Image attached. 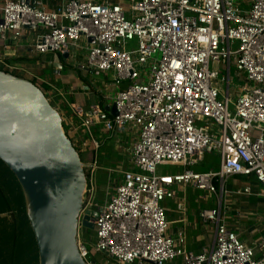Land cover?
Segmentation results:
<instances>
[{
    "label": "built area",
    "instance_id": "2783aa9c",
    "mask_svg": "<svg viewBox=\"0 0 264 264\" xmlns=\"http://www.w3.org/2000/svg\"><path fill=\"white\" fill-rule=\"evenodd\" d=\"M2 12V33L21 37L26 28L42 29L35 43L40 53H65L82 37L93 39L86 48L87 67L96 75H114L117 114L105 119L104 128H133L137 139L132 167L121 172L103 204L94 202L97 158L82 160L89 174L84 211L98 208L96 251L117 264H165L176 258L184 264H264V235L257 247L246 246L219 208L201 212L215 227L213 246L187 251L183 234L168 235L163 205L174 197L175 185L216 193L219 182L222 193L226 178L238 174L254 176L264 196V0H132L128 9L69 0L55 11L41 2L5 0ZM212 62L227 70L223 98ZM232 65L246 80L235 100L229 94ZM74 111L83 136L73 144L82 154L98 148L92 129L98 109ZM205 152L220 155L219 170L158 171L163 165H194ZM79 248L86 259L89 251L80 240Z\"/></svg>",
    "mask_w": 264,
    "mask_h": 264
},
{
    "label": "crops",
    "instance_id": "0c3cea01",
    "mask_svg": "<svg viewBox=\"0 0 264 264\" xmlns=\"http://www.w3.org/2000/svg\"><path fill=\"white\" fill-rule=\"evenodd\" d=\"M25 3L41 2L49 11L61 8L69 0H15ZM97 3L120 4L128 9L127 3L132 0H91ZM5 0H0V19H2ZM42 33L40 27L26 28L21 37L13 32H0V69L6 66L18 76L34 80L47 96L51 104L61 113L63 123L73 142L83 136L81 119L75 115V108L84 112L98 109V124L92 126L94 135L99 141L96 149H86L83 156L90 160L91 156L111 158L110 165H98L94 175V196L97 191L96 175L102 183H113V191L104 201L105 203L115 192L117 184L122 180V171L130 169L131 152L136 141L133 128L124 131L111 132L104 128L105 119L113 117L111 108L119 88L114 84L113 73L96 75L87 67V46L90 40L82 37L78 46H72L68 52L48 51L40 53L35 49L38 35ZM11 72V71H9ZM220 97L223 98L221 83ZM227 90V86H226ZM225 90V92H226ZM242 91L235 88L230 98L235 100ZM234 95V96H233ZM96 122V123H97ZM200 166L199 171L209 172L219 170L221 157L216 152H205L194 165L181 168L174 173L162 171L161 174H177L191 166ZM100 171L98 174L97 172ZM195 171V170H193ZM115 176V177H113ZM221 193V184L217 183V192L199 190L191 184L175 185L173 198L164 201L166 217L169 223L168 235L177 238L179 234L185 236V249L200 253L205 248L213 246L215 241V227L207 223L201 212L205 209L219 208L224 222L231 230L237 232L239 239L249 247H257L264 235V196L263 186L254 176L233 175L226 178ZM248 188L250 191L245 192ZM191 191V194L189 193ZM198 191L201 194H198ZM192 195L194 197H192ZM101 203V204H103ZM87 211V210H86ZM259 251H256L258 253ZM106 262L111 263L105 255ZM137 264V263H134ZM152 264V263H145ZM165 264H184L181 258H176Z\"/></svg>",
    "mask_w": 264,
    "mask_h": 264
},
{
    "label": "water",
    "instance_id": "95a60500",
    "mask_svg": "<svg viewBox=\"0 0 264 264\" xmlns=\"http://www.w3.org/2000/svg\"><path fill=\"white\" fill-rule=\"evenodd\" d=\"M111 112L117 114L115 104ZM0 160L23 190L39 264H89L79 248V228L94 229L98 211H84L88 182L80 153L44 91L2 69Z\"/></svg>",
    "mask_w": 264,
    "mask_h": 264
},
{
    "label": "trees",
    "instance_id": "16d2710c",
    "mask_svg": "<svg viewBox=\"0 0 264 264\" xmlns=\"http://www.w3.org/2000/svg\"><path fill=\"white\" fill-rule=\"evenodd\" d=\"M11 73L15 74L14 72ZM32 81L35 83L34 80ZM63 126L66 131L65 123H63ZM66 134L68 135L67 131ZM76 149L80 153V156L83 160L82 152L79 150L78 147H76ZM110 160L111 158L99 157L98 163L100 164V166H108L110 165ZM99 172L100 171H98L97 174ZM101 178L100 176L96 175L97 191L94 196L95 203H99V188L103 184ZM87 179L89 182V174H87ZM93 209L96 210L95 207ZM9 214L11 215L9 216ZM79 229L80 241L87 247L89 251V255L86 260L93 264H103L106 261V254L102 256V258H97L93 248L87 246L89 241L93 242L95 240L96 230L87 228L83 224H80ZM0 264H39V252L37 242L33 230L31 228L30 221L28 219L27 207L23 190L14 173L1 160Z\"/></svg>",
    "mask_w": 264,
    "mask_h": 264
},
{
    "label": "rangeland",
    "instance_id": "374dc122",
    "mask_svg": "<svg viewBox=\"0 0 264 264\" xmlns=\"http://www.w3.org/2000/svg\"><path fill=\"white\" fill-rule=\"evenodd\" d=\"M129 5H130V4L127 3V7H128ZM232 48H233L234 50L237 48V42H233V43H232ZM210 69L218 72V79H217V80H218L219 82L222 83V84H221V87H222L223 93H225V90H226V83L224 82V77L227 76V70H226V68L223 67V64H222V63L217 64V63H215V62H212L211 65H210ZM5 71H11V72H14V71L10 70L9 68H5ZM11 72H10V73H11ZM17 73L19 74V72H17ZM17 73H16V74H17ZM230 76L233 77L232 80H231V91H234L235 88H236V89H237V88H241V87H243V86L246 85V80H245V78H244V75H243L242 73L238 72V71L236 70V68L234 67V65L231 66ZM233 96H234V95H233ZM234 99H235V98H234ZM66 131H67V129H66ZM67 133H68V132H67ZM68 135H69V133H68ZM83 160L87 162V158H85L84 156H83ZM88 161H89V160H88ZM181 168H184V167H181V166H174V165H163V166L159 167V169H161L163 172H164V171H167V172H169V173H174V172H176V171H178V170H181ZM199 169H200V166H199V165H197V166H191V170H195V171L197 170V171H199ZM113 177H115V176H113ZM113 189H114V188H113V183H112V184H109V183L107 182L106 184H102V185L100 186V188H99V200H100V201L98 200V202H99V203H103V202H101V201H102V200L104 201L106 198H108L109 195L112 193ZM189 193L191 194V191H190ZM198 194H201V192L198 191ZM192 197H194V196L192 195ZM10 215H11V214H9V216H10ZM10 218H11V217H10ZM86 232H87V231H86ZM78 239L80 240V229H79ZM94 241H95V240H94ZM94 241H93V242H92V241H89L88 244H87V246L93 248V250H94L95 253H96V257H97V258H102V256H104L105 254L102 253V252H99V251H96V250H95V244H94ZM100 260H102V259H100ZM110 261H111V263L106 262V264H117L116 262H113V260H111V259H110ZM103 264H105V262H104Z\"/></svg>",
    "mask_w": 264,
    "mask_h": 264
},
{
    "label": "flooded vegetation",
    "instance_id": "af4514ba",
    "mask_svg": "<svg viewBox=\"0 0 264 264\" xmlns=\"http://www.w3.org/2000/svg\"><path fill=\"white\" fill-rule=\"evenodd\" d=\"M96 211H98V208H96Z\"/></svg>",
    "mask_w": 264,
    "mask_h": 264
}]
</instances>
